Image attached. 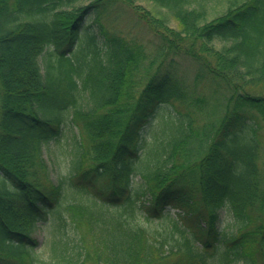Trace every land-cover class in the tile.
I'll list each match as a JSON object with an SVG mask.
<instances>
[{"label":"trees","instance_id":"1","mask_svg":"<svg viewBox=\"0 0 264 264\" xmlns=\"http://www.w3.org/2000/svg\"><path fill=\"white\" fill-rule=\"evenodd\" d=\"M137 1L0 0V264H264V0Z\"/></svg>","mask_w":264,"mask_h":264},{"label":"rangeland","instance_id":"2","mask_svg":"<svg viewBox=\"0 0 264 264\" xmlns=\"http://www.w3.org/2000/svg\"><path fill=\"white\" fill-rule=\"evenodd\" d=\"M136 5H137L136 7L133 6V9H135V10H137L139 8L138 5H140V6H143L145 8H148V9L154 11V12L158 11V7H156L152 2H149V1H146V0H138L136 2ZM135 17H137L135 12H134V14L131 13L130 16H128L127 13L121 12L119 14V18L121 20L119 27L122 30L127 31L128 30V26L132 24L134 26V29H133V32H135L134 35L137 34L138 38L147 41L149 36L146 34V30H145L146 26L140 20H139V24L134 22V20H135L134 18ZM130 31H131V29H130ZM167 109H171V107H167ZM62 144H64V143H62ZM59 146L61 147V145L59 143L51 144V147L49 148L48 153L52 154L53 157L55 158L54 167L56 168L55 169L56 172L57 171H63L65 173L66 171H68V169H70V164H71L70 156L68 154H65V155L61 154L60 156H57L56 154L58 152ZM221 224H222V227H224V228H228L229 225L231 224V219L229 217V214L225 210L222 212V222H221ZM155 226H157V227H155ZM150 227L154 228L155 230L156 229H161L162 230L164 225L159 226V224H157V223H151ZM37 237L42 238L43 237V232L37 234Z\"/></svg>","mask_w":264,"mask_h":264}]
</instances>
